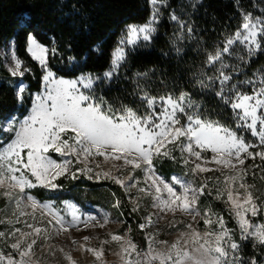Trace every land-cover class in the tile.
<instances>
[{
	"label": "snow or ice",
	"instance_id": "snow-or-ice-1",
	"mask_svg": "<svg viewBox=\"0 0 264 264\" xmlns=\"http://www.w3.org/2000/svg\"><path fill=\"white\" fill-rule=\"evenodd\" d=\"M162 3L163 0H151L154 11L146 24L127 26L111 54L110 68L103 73V79L91 75L56 78L48 67L50 50L32 35L28 36L26 50L44 69L43 90L33 98L29 115L23 120L13 117L7 122L10 127L0 129L15 133L9 142L0 144V197L13 208L11 217L0 219V225H8L0 230V264H45L36 257V246L41 240L44 241L39 245L42 253L55 257L60 252L67 264H76L63 247L50 243L54 235L62 234H69L73 245L91 253L101 264L103 245L111 242L119 244L116 254L121 264H260L256 257L242 258L241 242L251 240L254 247L264 248V221L253 220L264 212V202L255 191V185L246 179L259 173L264 181V76L258 81L245 79L232 83V73L239 70V65L233 68L225 57L234 54L233 45L237 43L244 45L249 55L264 47V17L244 13L240 27L224 37L222 46L207 53L205 66L208 71L201 69L195 74L196 85L202 91H214L233 110L237 120L235 129L204 117L202 105L186 91L152 95L137 84L140 100L145 106L143 113L128 105L115 107L102 96L95 95L96 83L110 81L116 76L127 59L129 48L152 40ZM170 18L181 29L186 28L191 37V25H185L175 14ZM182 38L178 34L177 39ZM55 51V48L51 49L52 53ZM176 51L179 53L181 49ZM11 55L12 65L8 71L13 77H23L29 70L23 67L15 52ZM230 68L231 71H227ZM136 75L146 77L148 74ZM240 84L251 85V93L241 91ZM25 91L24 86L19 85L17 98L22 100ZM249 136L255 139H249ZM176 150L180 153L179 159L174 154ZM50 152L58 154L61 161L52 159ZM72 157L84 167L73 172ZM97 157L111 162L117 172L129 166L132 171L126 177L114 175L111 169L94 172L89 165L96 162ZM161 158L181 163L185 168L184 175L193 179L162 177L155 164ZM257 159L260 163H256ZM248 160L253 163L245 167ZM96 167H100L99 162ZM136 170L144 174L143 181L134 175ZM211 171H220L223 175V181L215 178V199H222L226 193L224 202L229 205L239 229V241L233 230L226 226L222 215L211 208H206L203 214L199 210L200 197L206 192L208 195L213 193L209 185L213 178H205L199 187L194 185V180ZM77 172L89 179L112 180L120 185L129 195L133 212L140 209L143 199L150 198L151 207L156 211L143 218L145 222L138 225L141 231L154 227L169 213L175 217L179 212L191 217V222L183 224L170 243L157 239L158 231L146 233L145 248L134 243L128 233L124 236L110 233V240H102L100 248L88 247L86 243L93 237L84 236V242H79L71 237L69 230L76 228L79 231L78 225L87 228L92 222H95L93 227H104L109 222L106 214L104 223H99L91 213H84L82 219L81 210L68 204L69 218H66L54 203L41 202L30 191L38 186L55 190L59 187L55 183L59 177L68 173L75 179ZM221 183L223 188L219 187ZM133 189L135 196L130 195ZM120 205L117 199L113 206L119 208ZM198 217L203 221V230L194 226L199 222ZM178 223L183 222L173 220L169 227L176 228ZM17 224L23 227H16Z\"/></svg>",
	"mask_w": 264,
	"mask_h": 264
},
{
	"label": "trees",
	"instance_id": "trees-1",
	"mask_svg": "<svg viewBox=\"0 0 264 264\" xmlns=\"http://www.w3.org/2000/svg\"><path fill=\"white\" fill-rule=\"evenodd\" d=\"M163 11V20L152 42L145 47L128 50L127 59L116 76L110 81L95 85V95L102 96L115 107L128 105L140 113L145 106L140 100L139 84L152 95L186 91L202 105L201 112L206 118L219 121L234 128L233 110L221 102L212 92L201 90L196 85V75L201 67L206 68L207 53L222 46L225 36L234 33L241 25L242 11L252 9L256 0H200L193 13L194 37L179 47L177 34L171 21V10L177 9L183 0H167ZM151 15L149 0H0V129L13 117L24 118L32 106V96L42 88L43 71L41 66L27 52V38L32 35L40 44L47 47L48 67L54 74L64 78H75L81 74H101L109 70L111 54L128 25L143 24ZM13 41L16 55L21 59L28 72L23 77H13L6 66L1 50ZM264 43V39L262 41ZM55 48V53L51 49ZM181 51L177 53L176 49ZM260 69L264 73V47L262 52L247 65L246 70ZM137 73H147L146 77H137ZM23 80L26 91L23 99L17 98L16 85ZM13 131L0 130V144L9 142ZM174 154L179 159L178 150ZM253 161H246L245 167ZM256 163H260L256 161ZM159 175L171 178L173 174L185 176V168L171 159L155 161ZM191 167V166H190ZM217 171L201 174L194 180L199 187L201 182L211 177L212 195L201 196L199 210L206 208L222 215L226 224L239 236L225 198L215 199V178ZM250 182L262 187L261 202H264V181L258 173L248 176ZM57 193L36 187L31 194L40 201L52 200L57 208L62 201L71 199L80 207L97 206L111 210L120 200V214L129 225L135 228V216L126 200L123 189L112 181H89L84 177L70 179L68 175L59 177ZM6 200L0 197V207ZM263 213V212H262ZM136 231L132 238L143 244ZM241 256L245 260L256 257L264 264V248L254 247L253 242H241Z\"/></svg>",
	"mask_w": 264,
	"mask_h": 264
},
{
	"label": "rangeland",
	"instance_id": "rangeland-1",
	"mask_svg": "<svg viewBox=\"0 0 264 264\" xmlns=\"http://www.w3.org/2000/svg\"><path fill=\"white\" fill-rule=\"evenodd\" d=\"M149 3H150V6H151V13H152L154 11V8H153V6L151 4V0H149ZM200 3H201L200 0H183V3L181 4L180 7H178L177 9H172L171 10V15L175 14L180 21H183L185 23V25H191L192 28H193V26L195 25L194 24V20L192 19L193 13L195 12V10L197 9V6ZM166 5H168V1L167 0H163V3L159 5L160 14H159L158 23L156 24V32L154 33L153 38L156 36V34L158 32V29H159V25H160L161 21L163 20L162 19L163 18V14H164L163 11L167 7ZM244 13H251L254 17H264V0H256L254 5H253V7H252V9L249 10V11H242V15ZM149 19H150V17H149ZM149 19L143 24H133V25L142 26V25L146 24L149 21ZM171 21L174 24L177 36H178V34H181L182 37H183L182 39L176 40V43H178L179 47H183L182 45H185V43L190 41V37H189V34L187 32V29L186 28L181 29L179 24L176 21H173L172 19H171ZM125 30H124V33H122L123 35L125 34ZM123 35H121V37ZM121 37H120V39H121ZM191 37H194V32L191 33ZM153 38H152V40H153ZM263 39L264 38H262V41H263ZM152 40L150 42H140V43L137 44V46L134 47V49L138 48V47L148 46L152 42ZM14 47L15 46H14L13 41H10L7 44V46L4 47L1 50V52H2L1 54H2V56L4 58V66H6L7 69L12 65V55L11 54H12V52H15ZM129 49H133V48H129ZM233 52H234V54L232 56H230V57L226 56L225 57L226 61L233 68L236 67L237 65H239V70L232 73V75H233L232 83H237L239 81H244L245 79H256L258 81L260 77L264 76L263 71L260 70V69L246 70L247 65H249V63L252 60H254L258 56L259 53L262 52V49L260 51H257L255 53H252V54L249 55L247 53V51H246L245 46L237 43V44L233 45ZM240 57H243L244 59L241 60ZM22 65H23V67H26L23 61H22ZM201 69H203L206 72L208 71V67H206V68L201 67ZM42 71H43V75H44V69H42ZM227 71H231V68L228 69ZM208 74L211 75L213 73L212 72H208ZM82 75H91V76H94V77L95 76H99V77H101V79H103V73H101V74H88V73H86V74H81L79 76H82ZM55 76H56V78H63V79H75V78L79 77V76H76L75 78H72V77L71 78H64V77H60V76L57 77L56 74H55ZM18 77H20V76H18ZM98 83H100V82L98 81L96 84H98ZM21 84L24 86V88H26L27 84L25 82H23V80H21L16 85V92H17L18 86L21 85ZM239 87H240V90L244 91V92L251 93V91H252V86L251 85L240 84ZM42 90H43V80H42V88H41V90L36 92V93H34L33 96H32V104H33V98L35 97V95L41 93ZM205 91L212 92L213 94H215L214 91H209V90H205ZM221 102L224 103L222 100H221ZM31 107L32 106H30L27 115H29ZM23 119L24 118H22L21 120H23ZM233 119H234L235 126H236L237 120H236L234 112H233ZM235 126H234L233 129H235ZM5 127H10V125L6 123ZM227 127H229V126H227ZM230 128H232V127H230ZM13 138H14V136H13ZM248 138L252 139V140L255 139V138H252L251 136H249ZM49 155H50V157L52 159H55L58 162L61 161V159H62L58 154H56L54 152H50ZM205 155L210 157L211 153H206ZM72 160H73V165L71 167V170L73 172H75L77 168H83L84 167L83 163H76L75 162V160H76L75 157H72ZM257 161H259V160L257 159ZM96 162H99V164H100L99 168L96 167ZM96 162H93V163H91L89 165L90 167H92L94 169V172H96V171H101V172L109 171V169H111L114 175H121L122 177H126L128 175V173L132 171L131 167L129 166L127 169L121 170V172H117V170L115 168H112L111 162H104L103 157H97L96 158ZM116 163L120 164L122 162H116ZM190 166H192V165H190ZM209 167H215V165H209ZM217 172H218L217 174H219L218 177L220 178L221 181H223L222 173L220 171H217ZM225 174H227L226 170H225ZM65 175H68V177L70 179H73L70 174L66 173ZM134 175L136 177H138L141 181H143L144 174L140 170H136ZM93 176H94V173H93ZM172 176H180V175L173 174ZM81 177H84L86 180H89V181H94V182L98 181L95 178L89 179L88 176L77 172L75 179H79ZM246 179H247V182L249 184H254V183L250 182L248 177H246ZM101 180H106V179H101ZM107 181H112V180H107ZM141 186H143V185H141ZM219 187L223 188L224 187L223 183H221L219 185ZM48 191L50 193H54V194L57 193L56 189L55 190L48 189ZM255 191L261 197V193L263 192L262 187H260L258 185H255ZM135 194H136V190L133 189L132 192L130 193V195L131 196H135ZM224 198L226 200V193H225ZM126 200H127V203L129 204L130 209L132 211L133 205H132V203H131V201L129 199V195H126ZM41 202H52V203L55 204V202L50 200V199L49 200H45V201H41ZM68 204H74L81 210L82 219H83V214L84 213L93 214L94 216H96L97 221L99 223H104L105 214L109 218V222L104 224V227H99L98 225L93 227L92 223H95V222H92V223L89 224V226L87 228H85L83 226V224L78 225V228L80 229L79 231H77L76 228H72V229L69 230L71 237L75 238L79 242H84L83 239H82L84 236L93 237L90 241H88L86 243V246L94 247V248H100L101 247V243L100 242L102 240H110V235H109L110 233L119 234L121 236H124L125 233H128V235L132 239V241L134 243H136L140 248H145L146 247V240H145L146 233H150V232H154V231H158L159 232V235L157 236V239L166 240V241H168L170 243L177 237V235L179 234L178 230L183 228V224L191 222V217L184 216V215L180 214L179 212H177L175 217H173L172 214L169 213L165 217V219L161 220L154 227H149V228L141 231L139 229L138 225L140 223H144L145 222V220L143 218L146 217L150 212L154 213L156 211L155 209H153L151 207V199L150 198H145V199H143L141 201V207H140V209L137 212H133L132 211L134 213V216H135V218H134L135 219V226H134L135 228H133L132 224L129 225V223L125 220V218L120 214L119 208L114 207L115 209H111V210H107V209L103 210L102 208H99L97 206H87L86 208H82L75 201H73L71 199L63 200L61 208H57L56 207L57 209H59L61 211L62 214H65L66 218H69L67 216V212L69 211L67 209V205ZM226 206L229 209V205L226 204ZM12 210H13L12 206H10L9 203L6 201L5 205L0 207V219L4 218L5 216L11 217ZM201 214H203V212H201ZM161 215H164V214L161 213ZM37 216H39V213H37ZM197 219H198L199 222L197 224H195L194 226L199 227L201 230H203L204 229L203 221L200 220L199 217ZM173 220L179 221V222H183V223H178L176 228L169 227V222H171ZM253 220H254V222L264 221V212L261 213L259 216L253 218ZM226 226L228 228H230L227 224H226ZM7 227H8V225H0V230H4ZM16 227H23V225L22 224H17ZM129 229H130V232H129ZM133 231H136L137 237H140L141 241H143L142 245H140L135 239L132 238V232ZM68 235L69 234H62L60 236H55L54 235L53 239L50 241V243L53 244V245H59V246L63 247L66 252H69L72 255L73 260L76 261V264H101V262L96 261L95 257L91 253L79 250L78 249V245H73L72 242H71V239L68 238ZM235 238L239 241V236L235 235ZM42 244H44L43 240L39 241L38 245L36 246V257H38L40 260L44 261L45 264H67V261L64 259L63 255L60 252H57L55 257L48 256L45 253H42L41 248L39 247V245H42ZM103 249H104V255L102 257V264H121L120 258L116 254V253L119 252V244L117 242H111L109 244H105V245H103Z\"/></svg>",
	"mask_w": 264,
	"mask_h": 264
}]
</instances>
